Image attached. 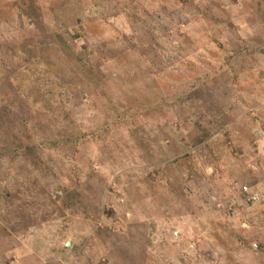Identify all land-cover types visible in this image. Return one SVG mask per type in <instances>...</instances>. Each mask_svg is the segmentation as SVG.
<instances>
[{
    "label": "rangeland",
    "instance_id": "374dc122",
    "mask_svg": "<svg viewBox=\"0 0 264 264\" xmlns=\"http://www.w3.org/2000/svg\"><path fill=\"white\" fill-rule=\"evenodd\" d=\"M0 264H264V0H0Z\"/></svg>",
    "mask_w": 264,
    "mask_h": 264
}]
</instances>
